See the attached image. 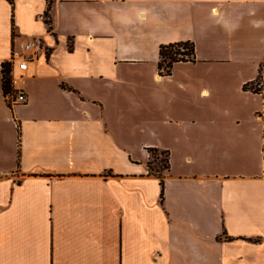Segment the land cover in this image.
Listing matches in <instances>:
<instances>
[{
    "label": "crops",
    "instance_id": "0c3cea01",
    "mask_svg": "<svg viewBox=\"0 0 264 264\" xmlns=\"http://www.w3.org/2000/svg\"><path fill=\"white\" fill-rule=\"evenodd\" d=\"M184 40L195 59L158 74ZM263 63L264 0H0V264H264V85L242 87ZM162 82L196 109L159 120Z\"/></svg>",
    "mask_w": 264,
    "mask_h": 264
},
{
    "label": "trees",
    "instance_id": "16d2710c",
    "mask_svg": "<svg viewBox=\"0 0 264 264\" xmlns=\"http://www.w3.org/2000/svg\"><path fill=\"white\" fill-rule=\"evenodd\" d=\"M8 1L12 3L13 0H8ZM44 21L47 24V27L50 28V20H49L47 11L44 14ZM158 55H159V59L157 61L158 74L160 75L170 74L171 68L174 62L193 61L195 59L194 44L192 41H189V40L161 44L158 49ZM262 65H264V63L259 65V73L256 76V78L260 75ZM10 70H11L10 63L8 61L2 62L1 64V88H2V92L4 96L7 98V101L10 100V98L12 97L15 91V89L13 88V84H12V76H11ZM255 79L245 82L242 87L244 89H249L253 92H260L263 88L264 80L259 84L258 87H256V86H252V83L255 81ZM156 150L158 149L150 148L148 151L150 154V152L156 151ZM162 152L166 153V159L164 160V163L162 164V167L166 169L168 167L167 152L165 150H162ZM151 163L152 162L150 160V155H149V158L147 160V167H148L149 173H153L151 171L152 170ZM158 177H160L161 193H162L163 192V180L160 175H158Z\"/></svg>",
    "mask_w": 264,
    "mask_h": 264
},
{
    "label": "rangeland",
    "instance_id": "374dc122",
    "mask_svg": "<svg viewBox=\"0 0 264 264\" xmlns=\"http://www.w3.org/2000/svg\"><path fill=\"white\" fill-rule=\"evenodd\" d=\"M175 71L178 74H185V73H191L193 70H189L188 68H182V67H177ZM264 80V65L261 67V72L260 75L255 79V81L252 83V86L258 87L259 84ZM164 83L162 82L160 85H157L155 87V90L158 91L157 95L155 96L153 93L151 95L152 100L155 102V105L157 108H154L156 112V117L158 119H165L166 117V111L169 109H175L177 106L178 108H185V107H191L193 109V101L195 99L194 94L188 95V101H185L183 99L181 100H176L174 98H171V95L165 90L161 89L162 85ZM161 89V91H159ZM132 95V93H130ZM177 101V102H176ZM199 101H206V103H209L210 105H205L204 108H218L216 105L217 100L214 97H206L204 100L199 98ZM260 100H253L252 104L253 105H258ZM170 107V108H169ZM196 109V108H194ZM150 160H151V168L152 172L156 175L161 176V172L164 170L162 167V164L164 163V160L166 159V153L162 152V150L158 149L156 151L150 152Z\"/></svg>",
    "mask_w": 264,
    "mask_h": 264
},
{
    "label": "built area",
    "instance_id": "2783aa9c",
    "mask_svg": "<svg viewBox=\"0 0 264 264\" xmlns=\"http://www.w3.org/2000/svg\"><path fill=\"white\" fill-rule=\"evenodd\" d=\"M20 50H13L8 62L11 69L16 68L20 72L24 71L31 62H35L41 55L47 52L43 39L39 36H33L24 39L19 44ZM14 80L12 79V83ZM26 99L25 93L21 88H17L11 97L12 102H23Z\"/></svg>",
    "mask_w": 264,
    "mask_h": 264
}]
</instances>
